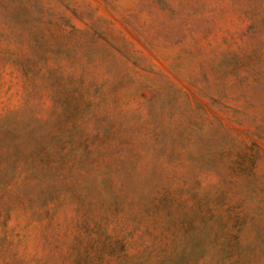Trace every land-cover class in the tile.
<instances>
[{"label": "rangeland", "instance_id": "rangeland-1", "mask_svg": "<svg viewBox=\"0 0 264 264\" xmlns=\"http://www.w3.org/2000/svg\"><path fill=\"white\" fill-rule=\"evenodd\" d=\"M0 264H264V0H0Z\"/></svg>", "mask_w": 264, "mask_h": 264}]
</instances>
